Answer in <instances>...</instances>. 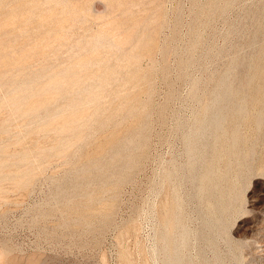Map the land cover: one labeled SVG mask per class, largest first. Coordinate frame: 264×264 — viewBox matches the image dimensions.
<instances>
[{"label":"rangeland","instance_id":"rangeland-1","mask_svg":"<svg viewBox=\"0 0 264 264\" xmlns=\"http://www.w3.org/2000/svg\"><path fill=\"white\" fill-rule=\"evenodd\" d=\"M263 76L264 0H0V264H264Z\"/></svg>","mask_w":264,"mask_h":264},{"label":"bare ground","instance_id":"bare-ground-1","mask_svg":"<svg viewBox=\"0 0 264 264\" xmlns=\"http://www.w3.org/2000/svg\"><path fill=\"white\" fill-rule=\"evenodd\" d=\"M263 77H264V76H263ZM257 81H258V80H257ZM251 82H252V81H251ZM251 82H250V83H251ZM262 82H263V81H262ZM262 82H260V83H262ZM247 85H248V84H247ZM257 85H258V84H257ZM255 86H256V85H255ZM246 87H247V86H246ZM221 89H222V87H221ZM225 89H226V88H225ZM224 92H225V91H224ZM223 115H224V114H223ZM223 115H222V116H223ZM224 116H225V115H224ZM226 116H227V115H226ZM223 118H224V117H223ZM227 119H228V118H227ZM227 119H225V120H227ZM233 133H234V132H233ZM229 135H231V134H229ZM240 137L242 138V136L239 135V138H240ZM231 138H232V137H231ZM241 140H243V138H242ZM243 141H244V140H243ZM231 142H232V141H231ZM237 145H238V144H237ZM236 148H237V146H236ZM221 149H222V148H221ZM221 149H220V150H221ZM232 150H233V149H232ZM234 150H235V147H234ZM234 150H233V151H234ZM233 151H231V152H233ZM177 208H178V207H177ZM164 209H165V208H164ZM176 211H177V210H175L174 214H176ZM174 219H175V216H174ZM171 221H172V224H173V220H171ZM174 221H175V220H174ZM172 224H171V226H172ZM174 225H175V224H174Z\"/></svg>","mask_w":264,"mask_h":264}]
</instances>
